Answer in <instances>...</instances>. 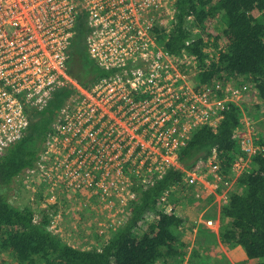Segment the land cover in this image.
<instances>
[{"label":"built area","instance_id":"obj_1","mask_svg":"<svg viewBox=\"0 0 264 264\" xmlns=\"http://www.w3.org/2000/svg\"><path fill=\"white\" fill-rule=\"evenodd\" d=\"M174 1L0 0V160L56 93L72 92L35 168L25 173L32 201L43 195L41 208L59 205L67 193L126 213L134 184L178 167V150L191 134L216 127L226 105L235 103L234 82L199 86L186 58L159 46L152 28L172 19ZM163 12L164 19L158 16ZM78 37L90 58L111 73L91 88L69 74ZM246 128L239 137L251 155L256 148L247 122ZM247 164L244 158L235 161L234 181ZM210 168V191L224 183L226 204L233 182H223L218 165ZM186 179L206 189V175L188 173ZM203 223L212 227L214 221Z\"/></svg>","mask_w":264,"mask_h":264},{"label":"trees","instance_id":"obj_2","mask_svg":"<svg viewBox=\"0 0 264 264\" xmlns=\"http://www.w3.org/2000/svg\"><path fill=\"white\" fill-rule=\"evenodd\" d=\"M172 10V19L156 24L153 33L165 51L192 64L199 86L229 81L252 85L261 102L258 116L247 111L250 120L261 125L252 133L256 152L246 153L240 141L239 133L247 129L242 107L227 104L216 127L197 129L178 150V167L156 173L148 184H134L135 196L125 207L123 221L104 244L74 246L51 229L61 204L41 208L42 194L23 208L10 201L12 185L35 168L52 125L72 94L63 89L47 109L36 113L24 137L0 160V254L10 255L16 264H208L200 251L204 244L198 242L189 251L182 240V231H192L196 224L183 208L178 210V193L184 190L188 173L213 181L209 169L213 164L223 182L233 185L220 207L218 233L202 225L198 238L208 236V244L215 246L218 240L230 250L239 247L246 264H264V0H175ZM158 16L164 19L166 13ZM75 43L68 68L82 87L91 88L111 75L90 58L83 37ZM240 158L248 164L234 181L233 165ZM225 189L220 183L218 193ZM194 198L191 193L185 199ZM150 214L155 218L148 223ZM204 218L214 221L216 216Z\"/></svg>","mask_w":264,"mask_h":264},{"label":"rangeland","instance_id":"obj_3","mask_svg":"<svg viewBox=\"0 0 264 264\" xmlns=\"http://www.w3.org/2000/svg\"><path fill=\"white\" fill-rule=\"evenodd\" d=\"M75 42L73 43V47L76 46ZM188 67L189 71L193 72L192 64L189 63ZM233 86L236 88L234 90L236 93L234 94L235 97L233 98V101L242 107L245 114L244 120L250 124V129L248 130L251 133L256 134L254 127L261 130V125L259 126L260 121H251L247 115V111H251L252 114H256V116H258L259 112L256 111V108L261 105V102L258 100L250 83L242 82L240 85L234 83ZM245 131H247V129ZM26 177L27 174H23L14 182L11 188L10 201L20 208L30 206V204L33 203L32 194L27 192L25 189ZM185 180L187 183L185 184L184 190L181 191V193H178V210L181 211L182 208H186L188 214L187 216L191 219V221H194V219H196V217L200 214L197 218L196 224H203L207 229L217 234L219 228L216 221H214L212 227H208L203 223L206 220L205 218H202V222L199 220L201 214H205L206 210H209V215H215L218 217L217 212L222 205V195L216 197L212 192L211 195L214 196L209 198L210 201L209 199L206 200L208 192H206L203 187H196L190 184L187 179ZM191 188H193V190ZM191 193L197 200L195 198V201L186 200L191 196ZM197 194H199V197H197ZM64 196L59 197L60 199L58 202L61 204V209L53 217L51 229L74 246L89 249L91 248V245L98 246L100 244H104L111 231H113L112 229L117 227L123 221L124 214L118 213V209L114 208V206L110 207L109 205L102 206L98 204L91 206L83 197L69 196L67 193ZM36 198L37 197H35V199ZM208 201L209 204H207ZM206 204L207 209L204 210V206H206ZM188 209L190 210L189 212ZM154 218V215L150 214L146 217V221L151 223ZM182 232V240L189 246V251L194 246L204 244L203 247H200V251L204 258H206L208 264H246V255L242 249L235 248L230 250L225 248L218 240L215 246L208 244L206 242L209 238L208 236L198 238L197 226L192 231L185 229ZM0 264L16 263L10 255L0 254Z\"/></svg>","mask_w":264,"mask_h":264},{"label":"crops","instance_id":"obj_4","mask_svg":"<svg viewBox=\"0 0 264 264\" xmlns=\"http://www.w3.org/2000/svg\"><path fill=\"white\" fill-rule=\"evenodd\" d=\"M212 184H213V181H211V180H208L207 182H204V186H205V191L206 192H208V194H207V196H206V200H208L209 198H211V196H216V197H219L220 195H223V194H219L218 193V191L216 192H214L213 194L214 195H211V192L212 191H209L210 190V187L212 186ZM203 187V186H202ZM209 201H210V199H209ZM209 201L207 202V204H209ZM207 204H206V206H204L205 207V209L204 210H206L207 209ZM183 210L184 211H186V208H183ZM190 210L188 209V212H189ZM209 210H206V213L204 214V213H202L201 214V216H200V222H202V218H204V216H206L207 215V213L209 214V212H208ZM217 211V210H216ZM199 212H200V210H199ZM219 213H220V209H219V211L217 212V214H218V217H216V219L214 220V221H216L217 222V225H218V228L220 227V219H219ZM186 214H187V211H186ZM188 215V214H187ZM200 215V214H199ZM199 215H198V217H199ZM198 217H196V219H194L195 220V224H196V221H197V218ZM204 220V219H203ZM203 224H196V226L199 228L200 226H202ZM219 230V229H218ZM239 248V247H238ZM240 249V248H239Z\"/></svg>","mask_w":264,"mask_h":264}]
</instances>
